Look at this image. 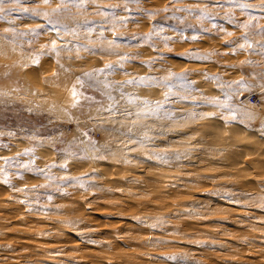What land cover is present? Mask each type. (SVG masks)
Wrapping results in <instances>:
<instances>
[{"label":"rangeland","instance_id":"1","mask_svg":"<svg viewBox=\"0 0 264 264\" xmlns=\"http://www.w3.org/2000/svg\"><path fill=\"white\" fill-rule=\"evenodd\" d=\"M98 2L108 4L118 0ZM195 2L176 0L169 4L168 0H146L142 5L130 4L129 8L155 10ZM21 6L49 10L55 4L16 5L12 0H6L2 5L5 19L0 20V36L4 35L5 28L14 26L18 32H24L41 22L25 18L17 11H7ZM234 14L237 20L245 19L239 11ZM255 14L259 15L258 12ZM82 15L99 19L92 9ZM167 15L159 12L154 17L142 18L140 23L116 26V32L130 35L146 33L152 22L160 21L164 33L172 39L167 46L154 40L153 47L126 42L133 47H125L122 51L139 55L134 57V62L125 64L127 73H113L110 79L122 81L129 78V74L142 76L146 73L163 78L169 70L192 69L190 79L200 91L192 92L188 101L172 107L178 111H195V118L143 115L145 109L141 101L161 100L167 91L162 85H126L128 93L139 97L136 103H128L118 92H113L115 100L109 101L101 85L99 91L96 88L87 90L88 95L95 96L97 103L91 107L72 108L68 89L74 74L102 67L105 62L115 61L116 56H88L81 51L82 58L77 59L75 52H63L60 63L70 72L61 71L54 77L52 73L57 71L55 59L42 58L39 66H33L35 71L24 66L29 63L30 53L38 51L52 34L44 33L31 44L19 38L15 44L0 39V93H4L0 95V133H3L0 142L8 144L7 148L0 149V157H14L17 152L42 140L43 146L35 147L36 165L43 168L51 161L62 163L63 158H58L54 145L58 139L65 141L59 145L61 148L73 137L87 140L88 137H81L85 123L91 139L112 145V151L101 153L103 158L100 160L68 158L67 173L51 170L56 177L89 172L87 180L96 187L87 191L66 187L65 191L70 193L67 197L52 192L55 183L47 190L32 189L33 185L45 183L44 178L27 172L21 178L12 175L16 171L14 167L9 169L14 187L0 183V264H183L179 260L181 256L195 264H264V208L257 206L264 198V129L261 128L264 89L257 87L249 94L242 90L230 93L234 97V106L253 116L251 120L242 117L243 122L225 124L221 117L228 115L227 112L211 105L193 103L205 97H218L223 102L221 87L229 91L230 86L235 87L233 81L256 79L245 71L253 66L241 62L252 59L264 67V57L247 50L230 54L229 48L223 46V41L229 39L225 33L198 34L194 28H186L179 21L161 20ZM184 23H203V27L212 29V23L198 21L193 16L185 15ZM213 23H223L233 36H240L244 31L222 20ZM260 23L264 24V20ZM174 27L175 31L170 30ZM181 33L183 38H178ZM104 35L112 38L111 32ZM192 36L197 38L190 39ZM260 39V36L250 34V40ZM83 42L101 43L95 39ZM213 49L219 54L213 55L210 61L181 55L189 51L207 53ZM153 56L160 57L154 66H141L140 61ZM9 68L13 69L12 73H8ZM200 71L219 74L220 87L215 80H203L197 74ZM27 85L34 91H29ZM174 91H179V85ZM111 103H115L119 111L102 112V122L109 128L123 131L131 128V138L121 135L120 131L100 130L97 127L100 121H86L89 114L96 116L98 109L107 108ZM207 113L217 115L212 117ZM9 133L14 135L9 136ZM145 136L148 137L146 141L137 142V138ZM75 147H83L79 139ZM153 153L165 154V159H157ZM21 159L27 161L28 158ZM90 169H95V173ZM48 194L53 195L51 201ZM29 206L33 210H29ZM137 217L152 221L162 217L169 223L153 229ZM70 219L83 222L73 229L66 226ZM169 255H176L178 259L166 260Z\"/></svg>","mask_w":264,"mask_h":264},{"label":"snow or ice","instance_id":"2","mask_svg":"<svg viewBox=\"0 0 264 264\" xmlns=\"http://www.w3.org/2000/svg\"><path fill=\"white\" fill-rule=\"evenodd\" d=\"M6 0H0V20H4L3 13L5 8L2 5ZM43 3V4H55L54 7L49 10L41 8H25L18 7L15 9H8L7 11H17L22 13L23 17L33 20H40L41 22L34 27L27 29L24 32H18L14 26L4 29V35L0 36V39H6L10 43L15 44L16 39L27 40L29 44L37 40L42 34H52L49 41L40 45L38 51L30 53L29 63L24 65L29 67L30 70L35 71V67L41 64L42 58L55 59L57 63V71H54L52 75L58 77L60 72H70V69L60 63L63 58L61 53L63 52H75L76 58L81 59L80 52L87 53L88 56L107 55L116 56L115 61H108L103 64L102 67H93L86 71H81L79 74H74V81L71 87L68 89L70 97V107L78 108L83 106L91 107L92 104L97 103L95 96L88 95L87 90L96 88L100 90V86L106 90L105 95L109 101H114L115 97L113 92L120 93L121 98H127L128 103H136L139 97H134L127 92L126 85H132L134 87H155L162 85L167 88V91L163 94L161 100L156 102H150L148 100L141 101L144 107L143 115L146 116H163L167 119H184L195 118L197 113L195 111H178L172 107L173 104H180L190 99L192 92H199V87L195 84V81L190 77L193 75L192 69H185L180 72L168 71L166 77H159L152 73H146L145 75L132 76L129 74V78L122 81H113L110 79L111 74L117 72L127 73L125 64L134 62V57L139 53H129L122 51L125 47H133L130 41H135L137 44H144L148 47H153V41L159 40L166 46L172 39L164 33V28L160 21H154L151 23L150 31L146 33H132L126 34L123 32H116L114 29L118 25H127L130 23H140L144 17H154L159 12L168 13L167 16L161 17V20H174L179 21L186 28H194L197 33H205L212 35L213 32L225 33L229 39L223 41V46L229 48V52L238 53L243 51L255 52L261 57H264V24L260 21L264 20V0H257L256 3L251 0H196L192 5H185L183 7L170 8L165 6L160 9L151 10L146 7H138L133 10L129 8L130 4L142 5L146 0H118L116 3L101 4L98 0H12V3L16 5L31 4V3ZM176 0H168L169 4L175 3ZM232 9L233 11L218 12L216 9ZM89 9L93 10V15L98 16L99 19H93L89 16L82 15ZM235 11H239L244 20H237L235 17ZM258 12L259 15L255 13ZM178 13H184L187 16H193L196 20L201 22L212 23V29L203 27V23L198 25L185 24V15H178ZM215 20H222L227 22L230 26L237 29H244L240 36H233L231 31H228L223 23H213ZM178 27V25H177ZM175 31V27L170 29ZM106 32H111L112 38L109 39L104 35ZM251 35H258L261 37L259 41L250 40ZM178 38H183L181 35ZM197 37L192 36L190 39L195 40ZM99 40L101 43H84L83 41ZM107 41V43H103ZM242 41V43H241ZM22 46V45H21ZM219 53L213 49L207 53L199 52H185L181 55L190 59L199 61H210L213 55ZM160 59L159 56L149 57L147 60L140 61L141 66L152 67ZM243 64L252 65L253 67L245 70L246 74L255 76V80H246L241 78L237 81H233L232 84L235 87L229 88V91H225L222 87L220 89L223 97V102L218 97L208 98L205 97L200 101H193L195 105L207 104L213 107L222 109L227 112L228 115L222 116L225 124H229L232 121H241L242 117H247L251 120L252 114L245 113L234 106V97L230 93L243 91L246 94L252 92L257 87L264 89V67H262L257 61L247 59L242 61ZM232 67H235L233 65ZM197 74L201 75L205 81H217V87H220L219 74L208 73L206 71H200ZM7 76V73L4 74ZM179 85V91H174ZM111 89V91H107ZM4 95V93H0ZM83 101V104H82ZM241 105L243 101L239 102ZM168 105V107H164ZM119 108L115 103H111L104 108L103 106L97 110V115L93 116L89 114L86 117V121L97 120L100 121L97 127L103 131H120L121 135H126L129 138L132 137V129L127 131L109 128L102 122V112H118ZM130 114V113H127ZM141 113H137L140 115ZM207 116L215 117L216 113H207ZM79 126V122H78ZM264 129V124L261 125ZM3 133H0L2 136ZM14 133H9V136ZM81 137H88L84 140L80 137H73L71 141L67 143L66 147H59L65 143L63 139H58L54 145L58 158H63V162L57 164L56 161H51L43 168L36 165L35 160V147L43 146L44 141L34 142L32 147L26 148L20 152H17L14 157H0V183L8 186H13L11 179L9 178V169L13 167L16 169L12 173L14 176L21 177L23 173H35L44 178L45 183L40 185H33L32 189L37 187L45 190L52 188V184L55 183V187L52 188L53 193H59L62 197L70 195L65 191L66 187H76L87 191L90 187H96L95 184L90 183L87 180L89 172L82 173L79 176L62 175L56 177L52 173V169H58L67 173L69 165L68 158L73 160H100L101 153L111 152L112 145L109 143H98L90 137V130L85 123V130L81 134ZM83 145V147H75L77 140ZM148 137H139L137 142L146 141ZM8 144L0 142V149L7 148ZM75 149V150H73ZM91 153V154H90ZM157 159H165V154L153 153ZM21 157H27V161H23ZM176 158H179V154H176ZM91 173H95V169H90ZM23 192L25 189H16ZM48 200L53 199L52 194H48ZM29 210H33L29 206ZM43 210V209H40ZM176 255L167 256L166 260H176ZM179 260L183 264H195L194 261H187L184 257H179Z\"/></svg>","mask_w":264,"mask_h":264},{"label":"clouds","instance_id":"3","mask_svg":"<svg viewBox=\"0 0 264 264\" xmlns=\"http://www.w3.org/2000/svg\"><path fill=\"white\" fill-rule=\"evenodd\" d=\"M252 107H255L254 105ZM264 124V123H262ZM145 135H147V132L145 133ZM103 157H101L102 159ZM127 163V161H125ZM258 207L264 208V198H262V202L259 203L257 205ZM137 219L140 220L141 223L145 224L147 227L149 228H163L164 225H166L167 223H169V221L163 219L162 217H157L156 220L152 221L150 220V218H140L137 217ZM83 221L80 219H70L66 222V226L75 229L76 227H78V225L80 223H82Z\"/></svg>","mask_w":264,"mask_h":264},{"label":"bare ground","instance_id":"4","mask_svg":"<svg viewBox=\"0 0 264 264\" xmlns=\"http://www.w3.org/2000/svg\"><path fill=\"white\" fill-rule=\"evenodd\" d=\"M10 69V68H9ZM13 69H10V70H8V73L9 72H11ZM15 71V70H14ZM13 71V72H14ZM12 73V72H11ZM14 74V73H13ZM15 74H17V72L15 71ZM18 75V74H17ZM27 89L29 90V91H34V89L30 86V85H27ZM37 89V88H36Z\"/></svg>","mask_w":264,"mask_h":264}]
</instances>
